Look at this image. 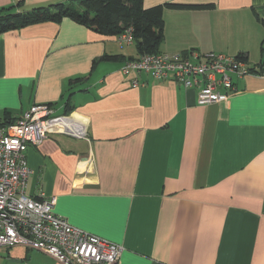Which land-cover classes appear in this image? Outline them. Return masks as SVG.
I'll return each instance as SVG.
<instances>
[{
    "label": "crops",
    "instance_id": "0c3cea01",
    "mask_svg": "<svg viewBox=\"0 0 264 264\" xmlns=\"http://www.w3.org/2000/svg\"><path fill=\"white\" fill-rule=\"evenodd\" d=\"M165 3L202 6L164 8L161 52L214 51L264 69V0H143ZM105 54L122 57L94 66ZM137 57L134 43L68 17L0 33V116L73 107L66 130L27 148L26 192L55 196L70 224L122 244L118 264H264V72L233 74L228 100L199 104L173 79L139 73L132 87L121 69ZM0 264L62 263L17 245L0 248Z\"/></svg>",
    "mask_w": 264,
    "mask_h": 264
},
{
    "label": "built area",
    "instance_id": "2783aa9c",
    "mask_svg": "<svg viewBox=\"0 0 264 264\" xmlns=\"http://www.w3.org/2000/svg\"><path fill=\"white\" fill-rule=\"evenodd\" d=\"M119 41L134 43L132 27L119 35ZM121 70L127 76L133 74L132 87L140 85L137 74L146 73L196 89L199 104L228 100L239 90L233 74L257 72L240 56L214 51L147 53L127 60ZM55 112L52 104L37 103L14 122L0 126V248L23 245L62 264H118L122 244L70 224L54 211L55 196L38 198L26 192L32 172L27 148L40 144L61 122Z\"/></svg>",
    "mask_w": 264,
    "mask_h": 264
},
{
    "label": "trees",
    "instance_id": "16d2710c",
    "mask_svg": "<svg viewBox=\"0 0 264 264\" xmlns=\"http://www.w3.org/2000/svg\"><path fill=\"white\" fill-rule=\"evenodd\" d=\"M200 6L202 5L165 3L145 8L143 0H70L68 3L39 6L26 11L17 9V6H10L0 8V33L44 21L58 22L65 17L105 35L118 36L132 27L134 45L137 55L140 56L160 52V46L164 41L165 7ZM121 57V55L105 54L94 60V66L101 60H116ZM130 59L135 58L128 60ZM256 71L263 73L264 69L260 66ZM80 79L81 77L71 79V82ZM65 110V114H69L73 107ZM17 118L12 116L10 110L5 109L0 116V126L8 125Z\"/></svg>",
    "mask_w": 264,
    "mask_h": 264
},
{
    "label": "rangeland",
    "instance_id": "374dc122",
    "mask_svg": "<svg viewBox=\"0 0 264 264\" xmlns=\"http://www.w3.org/2000/svg\"><path fill=\"white\" fill-rule=\"evenodd\" d=\"M36 104H37V103L33 104L31 107H33V106L36 105ZM46 104H50V103H46ZM53 106H54V105H53ZM31 107H30V108H31ZM54 107H55V106H54ZM55 109H56V108H55ZM58 112H59V114H58ZM58 112L56 111L55 114H54V116L57 117V118H60L61 122H60V123L54 128V129H58V128L60 127L61 130L64 131V130H66V121H69V119H68L69 115H67V114H61V113H63V111L60 110V109H59ZM23 113H24V112H23ZM21 115H22V114H21ZM21 115H20V116H21ZM48 135H49V134H47V137H48ZM47 137H46L45 139H47ZM45 139H44V140H45ZM44 140H43V141H44ZM43 141H42V142H43ZM42 142H41V143H42ZM41 143H40V144H41ZM38 145H39V144H38Z\"/></svg>",
    "mask_w": 264,
    "mask_h": 264
},
{
    "label": "bare ground",
    "instance_id": "6f19581e",
    "mask_svg": "<svg viewBox=\"0 0 264 264\" xmlns=\"http://www.w3.org/2000/svg\"><path fill=\"white\" fill-rule=\"evenodd\" d=\"M75 117H77L76 115H74ZM77 119V118H76Z\"/></svg>",
    "mask_w": 264,
    "mask_h": 264
}]
</instances>
